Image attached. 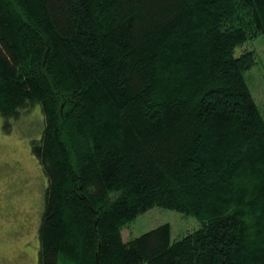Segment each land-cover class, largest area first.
<instances>
[{"label":"trees","instance_id":"trees-1","mask_svg":"<svg viewBox=\"0 0 264 264\" xmlns=\"http://www.w3.org/2000/svg\"><path fill=\"white\" fill-rule=\"evenodd\" d=\"M264 0H0V116L39 108V264H264ZM165 223L123 240L153 208Z\"/></svg>","mask_w":264,"mask_h":264},{"label":"rangeland","instance_id":"rangeland-1","mask_svg":"<svg viewBox=\"0 0 264 264\" xmlns=\"http://www.w3.org/2000/svg\"><path fill=\"white\" fill-rule=\"evenodd\" d=\"M243 48L255 53V64L245 75L264 113V35L237 48L235 54ZM37 109L11 122L9 132L0 116V264H39L38 227L47 181L31 152V141L41 135L42 117ZM165 223L170 225L171 240L200 225L192 215L153 207L124 227L122 238L137 237Z\"/></svg>","mask_w":264,"mask_h":264}]
</instances>
